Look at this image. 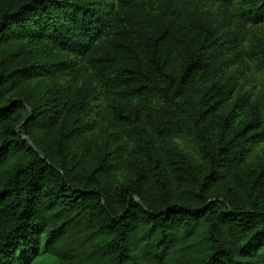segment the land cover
<instances>
[{
  "label": "trees",
  "instance_id": "1",
  "mask_svg": "<svg viewBox=\"0 0 264 264\" xmlns=\"http://www.w3.org/2000/svg\"><path fill=\"white\" fill-rule=\"evenodd\" d=\"M0 0V264H264V0Z\"/></svg>",
  "mask_w": 264,
  "mask_h": 264
},
{
  "label": "rangeland",
  "instance_id": "2",
  "mask_svg": "<svg viewBox=\"0 0 264 264\" xmlns=\"http://www.w3.org/2000/svg\"><path fill=\"white\" fill-rule=\"evenodd\" d=\"M208 5H212V0H204ZM34 264H56V260L50 255H44L41 259L36 260Z\"/></svg>",
  "mask_w": 264,
  "mask_h": 264
}]
</instances>
